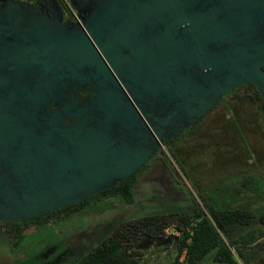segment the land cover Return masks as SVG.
I'll list each match as a JSON object with an SVG mask.
<instances>
[{
  "label": "water",
  "instance_id": "water-1",
  "mask_svg": "<svg viewBox=\"0 0 264 264\" xmlns=\"http://www.w3.org/2000/svg\"><path fill=\"white\" fill-rule=\"evenodd\" d=\"M0 0V222L139 171L233 89L264 99V0Z\"/></svg>",
  "mask_w": 264,
  "mask_h": 264
},
{
  "label": "rangeland",
  "instance_id": "rangeland-1",
  "mask_svg": "<svg viewBox=\"0 0 264 264\" xmlns=\"http://www.w3.org/2000/svg\"><path fill=\"white\" fill-rule=\"evenodd\" d=\"M245 95L241 91L234 97ZM235 107L231 110L227 106L209 113L192 129L193 138L189 137L191 133L186 134L188 129L185 130L182 136L186 140L179 149V159L173 156L172 147L161 146L148 168L138 175L132 205L112 198L100 208L67 222L53 219L32 228L17 244L0 226V264H74L90 244L97 243L119 225L155 214L164 217L167 224L164 237L145 238L135 249V255L142 264H173L182 227L177 214H191L198 207L210 217L208 205L215 209L241 208L263 213V115L258 110L248 109L244 103ZM221 151L228 158L217 162L216 152ZM204 153L210 154L209 159L194 158L192 167L184 165L192 155ZM254 226L263 237L249 248L251 252L254 250L249 264H264V225L256 223ZM234 254L238 264H245L235 251ZM214 256L215 252L211 253L203 263L222 264L216 263ZM182 261L183 258L180 262L185 264Z\"/></svg>",
  "mask_w": 264,
  "mask_h": 264
},
{
  "label": "trees",
  "instance_id": "trees-1",
  "mask_svg": "<svg viewBox=\"0 0 264 264\" xmlns=\"http://www.w3.org/2000/svg\"><path fill=\"white\" fill-rule=\"evenodd\" d=\"M241 91L245 92L247 96L234 97ZM229 96L231 97L229 98ZM243 103L248 109L260 111L264 120V99L253 85L246 84L226 94L195 125L188 129L186 134L191 133L189 137L193 138L192 129L199 126L209 113L216 109L229 106V109L233 110L236 109L235 106H240ZM233 122L231 121V123ZM234 126L236 125H232V127ZM234 129L240 132L238 128ZM183 137L185 136H182L181 133L166 144L172 147V154L176 159H179V149L186 140ZM216 155L218 158L214 159L217 162L228 158V155L223 154L222 151L216 152ZM209 157L210 154L207 153L202 156L192 155L185 161L189 163H184V165L190 164L192 167L194 158L202 161ZM149 162L124 181L82 202L28 220L0 222V226L4 233L15 240L14 243L17 244L32 228H39L50 223L53 219H57L59 223L67 222L86 211L100 208L102 204L112 198L132 205L136 198L135 187L138 183V175L148 168ZM180 163L182 164V162ZM207 208L210 209V217H207L204 210L198 207L191 214H177V220L182 227L179 228L181 235L177 242L178 254L173 264H181V258H183L182 263L185 264H204L203 261L213 252H215L214 261L216 263L238 264L234 251L245 264H249L254 251L251 252L249 248L252 249V246L263 237L262 232L255 228L254 224L264 225V212L256 213L241 208L223 209L219 207L215 209L211 205H208ZM166 226L164 217L157 214L121 224L97 243L90 244L74 264H142L135 255V249L145 238L162 239Z\"/></svg>",
  "mask_w": 264,
  "mask_h": 264
},
{
  "label": "flooded vegetation",
  "instance_id": "flooded-vegetation-1",
  "mask_svg": "<svg viewBox=\"0 0 264 264\" xmlns=\"http://www.w3.org/2000/svg\"><path fill=\"white\" fill-rule=\"evenodd\" d=\"M17 1H23V2H27V3H31V4H35L37 2V0H17ZM58 2H59L60 6L62 8V11H63L64 21H74L66 9L64 0H58ZM160 148L158 150H160Z\"/></svg>",
  "mask_w": 264,
  "mask_h": 264
},
{
  "label": "built area",
  "instance_id": "built-area-1",
  "mask_svg": "<svg viewBox=\"0 0 264 264\" xmlns=\"http://www.w3.org/2000/svg\"><path fill=\"white\" fill-rule=\"evenodd\" d=\"M64 2H65L66 9H67L68 13L70 14V16L72 17V19L74 21L80 22L78 12L74 8V6L71 4L70 0H64Z\"/></svg>",
  "mask_w": 264,
  "mask_h": 264
}]
</instances>
